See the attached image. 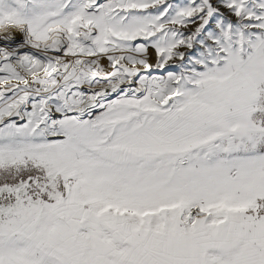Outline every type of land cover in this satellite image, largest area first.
<instances>
[{"label":"snow or ice","instance_id":"6c2138e0","mask_svg":"<svg viewBox=\"0 0 264 264\" xmlns=\"http://www.w3.org/2000/svg\"><path fill=\"white\" fill-rule=\"evenodd\" d=\"M0 264H264V0H0Z\"/></svg>","mask_w":264,"mask_h":264}]
</instances>
